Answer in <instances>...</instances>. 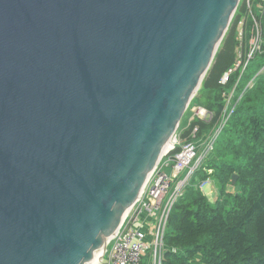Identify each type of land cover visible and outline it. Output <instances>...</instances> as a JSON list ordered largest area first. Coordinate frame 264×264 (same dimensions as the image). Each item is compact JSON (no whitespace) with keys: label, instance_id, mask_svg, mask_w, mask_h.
<instances>
[{"label":"water","instance_id":"1","mask_svg":"<svg viewBox=\"0 0 264 264\" xmlns=\"http://www.w3.org/2000/svg\"><path fill=\"white\" fill-rule=\"evenodd\" d=\"M240 1L0 0V264L106 249Z\"/></svg>","mask_w":264,"mask_h":264},{"label":"trees","instance_id":"2","mask_svg":"<svg viewBox=\"0 0 264 264\" xmlns=\"http://www.w3.org/2000/svg\"><path fill=\"white\" fill-rule=\"evenodd\" d=\"M250 11L260 24L263 41L262 52L251 62L258 60L257 68L247 75L254 76V85L217 138L213 153L190 181L201 173L202 183L214 182L226 198L213 204L204 193L186 191L185 187L171 210L165 235L175 252L167 251L163 264H264V0L241 3L202 83V90L214 100L201 107L212 112L213 118L193 121L180 139L190 140L194 127H199L200 138L218 127L226 90L220 80L236 62L242 22L245 45L250 38L255 25ZM179 151L180 147L170 156ZM208 171L213 173L206 175ZM234 175L238 176L240 191L233 195L227 187L232 185Z\"/></svg>","mask_w":264,"mask_h":264},{"label":"built area","instance_id":"3","mask_svg":"<svg viewBox=\"0 0 264 264\" xmlns=\"http://www.w3.org/2000/svg\"><path fill=\"white\" fill-rule=\"evenodd\" d=\"M247 3L250 5L251 0H247ZM250 15L255 21L252 40L244 44V22H242L236 62L220 80V85L226 90L223 93L224 106L218 127L205 139L198 136L199 127H194L191 139L181 141L180 151L177 154L168 156L173 147L164 153L151 172L141 195L127 213L120 228L110 238L99 264H143L144 259L150 253L153 255V264H163V242L171 210L182 195L184 187L190 183L196 171L213 153L217 138L235 115L245 94L254 85L255 78L245 85H243V80L251 62L262 52L263 41L260 24L251 11ZM235 75H238L237 79L231 85ZM212 118L213 113L208 109L201 106L194 107L191 123L195 120L210 121ZM170 167L173 171L172 175L166 171ZM210 183L207 180L202 187ZM174 184L176 188H173ZM144 216H156L154 229L150 234L153 237L152 243L149 233L142 226Z\"/></svg>","mask_w":264,"mask_h":264},{"label":"rangeland","instance_id":"4","mask_svg":"<svg viewBox=\"0 0 264 264\" xmlns=\"http://www.w3.org/2000/svg\"><path fill=\"white\" fill-rule=\"evenodd\" d=\"M243 1L244 0H241L240 1L239 6L237 8V11H238V9H239V7H240V5H241V3ZM231 23H232V21H231ZM231 23H230V25H231ZM239 30L241 31V28H239ZM252 30H253V28H252ZM252 30L250 32V38H249V40H248L247 43H249L252 40ZM257 62H258V60L254 61L252 63V65H251V67H249V70L245 74V79L243 80V85H245L250 79L252 80V78L254 77L253 75H251L250 77H247V75L250 73V71H252L255 68H257L256 67V63ZM209 99H210V101L211 100H214L213 99V95L206 94L202 90V85H201L200 89L198 90V92L196 93V95L194 96V98L192 99V101L190 102L188 108L186 109V111H185V113L183 115V118L181 119L180 125H179V127H178L175 135L173 136L171 146L169 147V148H172L173 147L172 150H171V152H173V150H175V149H177V148L180 147V143H181L180 137H181L182 132L184 130L188 129L189 126H190V123H191V120H192V115H193V108L194 107L197 108V107H200L201 105H204V104L209 103ZM171 152L168 154V156H170ZM168 172L170 173V171H168ZM204 173L206 175H211L213 172L208 171V172H204ZM194 175H193V177H194ZM211 178L213 180V176ZM203 180H204L203 175L201 173L198 174L197 177L195 178L194 182H192L191 184L188 183L186 185V191L192 190V191L202 192V193H204L205 195L208 196V198L210 199V202L213 203V204L216 203V201L218 199H221L222 200V199H225L226 198V195L222 194V192L220 191L219 187L216 184H214V182H211L210 184H207V185H205V186L202 187ZM176 185H177V183H176ZM176 185L174 184V187L173 188H176L175 187ZM184 189H185V187H184ZM184 189H183V191H184ZM239 191H240V189H239V187H237V185H234V186L230 185V186L227 187V192L228 193H231L233 195L235 193L239 192ZM229 198L232 199L233 196H231ZM228 204H229V207H230V205L232 204V201H230ZM166 233L167 232H165V235H166ZM150 237H151V235H150ZM152 240L153 239H150L151 243H152ZM167 251H173V252H175V250H173V249H171L169 247L168 243L166 242V240L164 238V242H163V261H165L167 259V256L165 255L167 253ZM196 259L198 261H200V256H197ZM143 264H153V255H151V253L144 259V263Z\"/></svg>","mask_w":264,"mask_h":264},{"label":"crops","instance_id":"5","mask_svg":"<svg viewBox=\"0 0 264 264\" xmlns=\"http://www.w3.org/2000/svg\"><path fill=\"white\" fill-rule=\"evenodd\" d=\"M205 138H207V136L204 137V139ZM166 171L167 172L170 171V173L168 172V174H170V175L173 174V171H172L171 167L166 169ZM155 221H156V216H150V217L144 216V217H142V226H143L144 230L149 233V238L150 239H152V236L150 237V234H151V232L154 229Z\"/></svg>","mask_w":264,"mask_h":264},{"label":"bare ground","instance_id":"6","mask_svg":"<svg viewBox=\"0 0 264 264\" xmlns=\"http://www.w3.org/2000/svg\"><path fill=\"white\" fill-rule=\"evenodd\" d=\"M109 241H110V239H108L106 243L108 244ZM104 252H105L104 250L96 252L94 261L92 263H90V264H99L101 262L102 258H103Z\"/></svg>","mask_w":264,"mask_h":264}]
</instances>
